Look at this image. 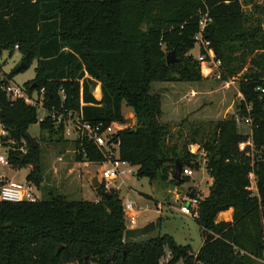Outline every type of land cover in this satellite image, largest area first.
Wrapping results in <instances>:
<instances>
[{"label":"trees","instance_id":"16d2710c","mask_svg":"<svg viewBox=\"0 0 264 264\" xmlns=\"http://www.w3.org/2000/svg\"><path fill=\"white\" fill-rule=\"evenodd\" d=\"M252 7L264 13V4ZM205 12L211 22L204 37L223 68L222 77L213 80L226 88L236 80L237 100L229 116L198 121L211 127L199 141H172L166 123L183 115L182 122L189 115L188 103L180 104L185 93L174 87L154 92L151 83L206 79L189 54ZM263 40V24L244 12L242 0H0V57L18 45L26 68L36 60L35 74L23 86L32 93L44 88L47 108L64 111V116L81 111L85 120L109 124L123 120L124 103L132 109L135 124L117 131L111 141L118 143L119 158L136 166L137 178L175 186L177 160L182 168L192 161L198 166L187 148L197 143L212 179L195 218L202 239L195 254L190 245L178 244L167 233L124 240L122 201L101 182L93 201L69 200L54 189L34 202L0 200V264H158L166 249L171 263L264 264V92L256 90L264 88ZM169 51L177 60L167 64ZM14 70L6 73L9 79ZM60 89L65 94L62 108ZM186 94L194 96L196 91L189 88ZM163 114L166 121L161 120ZM243 117L251 120L249 134L238 130L237 118ZM0 121L8 132L5 140L14 142L6 144L10 166H29L26 178L35 187L42 182V165L40 146L32 148L25 137L32 124L49 139L72 141L76 160H104L102 150L86 137L65 138L62 123L56 126L49 118L38 122L35 108L21 99L0 98ZM19 146L26 152L16 149ZM252 174L256 195L251 192ZM229 209L231 219L217 221L218 214Z\"/></svg>","mask_w":264,"mask_h":264},{"label":"rangeland","instance_id":"374dc122","mask_svg":"<svg viewBox=\"0 0 264 264\" xmlns=\"http://www.w3.org/2000/svg\"><path fill=\"white\" fill-rule=\"evenodd\" d=\"M264 0H242V8L244 12L251 14L263 24L264 26V13L257 14L253 5H262ZM143 30H146L144 25ZM264 42V40H263ZM3 52L0 57L1 69L6 74L16 68L21 62V54L15 49L12 51ZM199 52V47L195 44L189 51V54L196 58ZM249 56L247 59H250ZM249 64V61L247 62ZM248 64L245 65L243 70H246ZM36 60H33L28 68H24L18 71L10 77L11 81L15 84L23 86L25 82L31 80L35 74ZM223 72V68H222ZM231 78L230 80H232ZM230 82V81H229ZM162 84L165 89L160 88ZM151 87L154 92L159 90L165 92L174 87L173 91L180 90V104H186L190 107V112L185 120L180 121L184 116H180L176 120H168V128L170 135L173 137L172 141L178 138L179 142L186 140L190 141L191 137H195L197 141L202 136H206L210 132L211 127L208 124L198 123L199 120H218L231 114L234 108L235 101L237 100V81L231 83L229 87H223L221 82L213 79H203L198 82H152ZM168 88V89H166ZM189 88H193L196 91V95H187ZM166 93V92H165ZM179 94V95H180ZM170 104V103H168ZM162 109L165 111V103L162 99ZM185 111V112H186ZM121 115L123 120L121 122H115L116 128L120 125L132 127L135 124L134 113L131 108L122 104ZM185 115V113H184ZM244 118V117H243ZM242 118H237L238 130L244 134L250 133L251 125L245 124ZM162 121H166L163 114ZM201 124V125H200ZM199 125V127H198ZM120 130V129H116ZM197 130L195 136L193 132ZM37 142L41 149V165H42V182L39 187H35V192L39 199L46 198L48 196L47 190L54 189L58 193L65 195L69 200H89L93 201L98 198V191L93 185L92 180L94 177L100 180L101 166L98 162L78 161L75 158V147L72 141H57L49 139L45 132H39L37 124L29 126L27 131ZM68 138V137H65ZM70 139V138H69ZM40 141V142H39ZM200 143V142H198ZM188 151L193 153L199 160L198 166H194V162H191L189 167L192 169L190 176H183L185 181L177 183L173 189H171L168 181L156 180L150 182L147 177L137 178L136 166L130 165L134 173L122 175L108 183V187L105 186V191L108 192L114 189L118 192L121 201L130 199L136 204L137 224L139 226L145 225L151 221L158 223V227L155 225V229L160 234H170L174 240L181 245H190L191 251L197 253L201 243V235L199 226L195 219L182 215L178 211L179 203L188 194L189 191H194L195 196L198 198H204L209 191L212 184V179L209 177L205 168L206 158L204 150L197 151V143H188ZM245 144H240V148H244ZM253 151V146L251 145ZM117 153V149L115 150ZM262 152H258L261 154ZM0 171L5 177L12 181L25 182L27 175L30 172V167L25 166L19 169L13 167H1ZM251 192L252 195H256L255 187V175L251 177ZM160 204L161 211H158L157 205ZM232 210H226L217 216V221L231 219ZM179 264H183L182 260L177 261ZM65 264H75L74 262H66Z\"/></svg>","mask_w":264,"mask_h":264},{"label":"built area","instance_id":"2783aa9c","mask_svg":"<svg viewBox=\"0 0 264 264\" xmlns=\"http://www.w3.org/2000/svg\"><path fill=\"white\" fill-rule=\"evenodd\" d=\"M210 22L211 18L209 17L208 12L200 14L198 20V31L194 35L195 44L199 47V52L195 59L199 63L200 73L203 78L220 79L223 75L221 60L215 56L210 41L204 37L205 29ZM14 49L17 50L18 45H15ZM256 90L260 91L261 93L264 92V88L262 87H257ZM44 93V88H40L37 92L32 93L27 91L24 86L15 84L6 76L0 67V98L3 96L9 101H15L18 99L23 100L25 104L35 108L38 122H44L46 118H49L56 126L62 123L64 127V137L74 140L80 136H84L96 147L102 150L104 160L100 163V180L105 184L106 187H108V183L110 181L120 178L122 175L127 173H134L130 167V164L127 161L119 158L118 143L111 141L113 134L118 131L116 129L121 130L123 125H120L119 128H116V124L118 123L115 122H111L109 124H104L102 121L90 122L83 118L81 111H65L66 115L64 116V111H62V113H57V110H55L53 106L51 108H47L45 106ZM59 94L61 96L60 107L62 108L63 100L65 99L64 90L60 89ZM239 97H242L240 93ZM79 101L82 105L81 86L79 89ZM243 122L245 124H250L251 120L249 117H244ZM7 135L8 132L0 121V168L11 167L8 159V149L10 146L6 144H14V142L10 139L5 140ZM16 149L22 153L26 152L25 146H19ZM116 149L117 153H115ZM191 174L192 169L189 166L182 168L181 176H190ZM35 190V186L31 181L26 180L23 183L12 181L7 179L0 171V200L7 202H34L38 199ZM199 205L200 198L186 195L179 203L178 211L182 215H186L195 219L199 216ZM161 206L162 205L160 204L157 205L158 211H161ZM136 208V204H134L130 199H126L122 202V210L125 218L126 229L135 228L138 226L137 213L135 211ZM171 259L172 254L166 249L164 254L160 257L158 264H179L177 262L171 263ZM89 264L97 263L89 262Z\"/></svg>","mask_w":264,"mask_h":264},{"label":"water","instance_id":"95a60500","mask_svg":"<svg viewBox=\"0 0 264 264\" xmlns=\"http://www.w3.org/2000/svg\"><path fill=\"white\" fill-rule=\"evenodd\" d=\"M177 59L174 56L173 51H169L165 56V61L167 64H170L172 62H175ZM26 68L25 63H20L14 70V72H18L21 69ZM26 139L29 141L30 146L32 148L36 147L38 145V142L28 133L25 134ZM182 173V164L177 160L175 169L172 175V179L175 182L181 183L183 178L181 176ZM93 185H99L100 182H98L97 178L94 177L92 180ZM171 188H174V185H170ZM106 195V194H105ZM158 232L155 229V222L151 221L145 225L137 226L135 228H127L124 231L123 238L124 240H135L138 238H151L154 237ZM62 246H58L57 251L61 249Z\"/></svg>","mask_w":264,"mask_h":264},{"label":"crops","instance_id":"0c3cea01","mask_svg":"<svg viewBox=\"0 0 264 264\" xmlns=\"http://www.w3.org/2000/svg\"><path fill=\"white\" fill-rule=\"evenodd\" d=\"M171 189H173V188H171ZM221 213H222V212H221ZM219 214H220V213H219ZM138 226H139V225H138ZM195 253H196V252H195ZM195 253H194V254H195Z\"/></svg>","mask_w":264,"mask_h":264}]
</instances>
